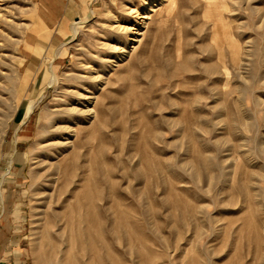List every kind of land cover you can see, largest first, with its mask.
<instances>
[{
	"label": "rangeland",
	"instance_id": "1",
	"mask_svg": "<svg viewBox=\"0 0 264 264\" xmlns=\"http://www.w3.org/2000/svg\"><path fill=\"white\" fill-rule=\"evenodd\" d=\"M68 4L0 0V235L32 264H264V0Z\"/></svg>",
	"mask_w": 264,
	"mask_h": 264
},
{
	"label": "crops",
	"instance_id": "2",
	"mask_svg": "<svg viewBox=\"0 0 264 264\" xmlns=\"http://www.w3.org/2000/svg\"><path fill=\"white\" fill-rule=\"evenodd\" d=\"M83 1L86 0H68V13L66 14L70 15L71 11L74 9V3L80 4ZM65 23L68 22L65 21ZM0 223L4 225L2 221ZM1 229L2 228H0V230ZM0 264H32L26 235L21 233L10 236H6L4 233L0 235Z\"/></svg>",
	"mask_w": 264,
	"mask_h": 264
},
{
	"label": "bare ground",
	"instance_id": "3",
	"mask_svg": "<svg viewBox=\"0 0 264 264\" xmlns=\"http://www.w3.org/2000/svg\"><path fill=\"white\" fill-rule=\"evenodd\" d=\"M222 26L225 28L223 34L224 36H222V34L220 35V37L218 38V46L222 47L224 45V41H226L229 45H231L232 47V51H233V57L234 59L237 61V48H238V44L236 43L235 40H233V33H231V30L229 28V25L223 23ZM218 32V31H217ZM227 37V38H224Z\"/></svg>",
	"mask_w": 264,
	"mask_h": 264
}]
</instances>
